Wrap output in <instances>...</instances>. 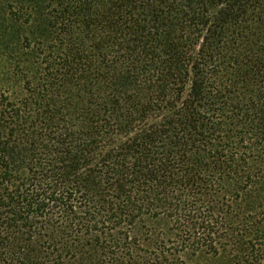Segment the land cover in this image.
Instances as JSON below:
<instances>
[{
	"label": "trees",
	"instance_id": "1",
	"mask_svg": "<svg viewBox=\"0 0 264 264\" xmlns=\"http://www.w3.org/2000/svg\"><path fill=\"white\" fill-rule=\"evenodd\" d=\"M213 260L264 264V0H0V264Z\"/></svg>",
	"mask_w": 264,
	"mask_h": 264
},
{
	"label": "rangeland",
	"instance_id": "2",
	"mask_svg": "<svg viewBox=\"0 0 264 264\" xmlns=\"http://www.w3.org/2000/svg\"><path fill=\"white\" fill-rule=\"evenodd\" d=\"M204 263V262H203ZM206 263V262H205ZM207 264H225L224 262H221V261H218V260H213V261H210L209 263Z\"/></svg>",
	"mask_w": 264,
	"mask_h": 264
}]
</instances>
